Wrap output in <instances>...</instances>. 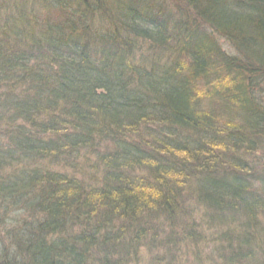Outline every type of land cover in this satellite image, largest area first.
I'll return each instance as SVG.
<instances>
[{
  "label": "trees",
  "instance_id": "obj_1",
  "mask_svg": "<svg viewBox=\"0 0 264 264\" xmlns=\"http://www.w3.org/2000/svg\"><path fill=\"white\" fill-rule=\"evenodd\" d=\"M262 136L264 0H0V264H264Z\"/></svg>",
  "mask_w": 264,
  "mask_h": 264
},
{
  "label": "rangeland",
  "instance_id": "obj_2",
  "mask_svg": "<svg viewBox=\"0 0 264 264\" xmlns=\"http://www.w3.org/2000/svg\"><path fill=\"white\" fill-rule=\"evenodd\" d=\"M172 5L173 7H175V9L178 8V6L174 4L173 2H172ZM221 41L223 43H226L224 39H222ZM248 150H249V153L245 155L244 159H247L248 161L251 160L250 164L253 165L254 170H255V171L252 170V172H255V173L260 172L261 174H264V144L259 143L253 146L252 148H249ZM236 154L239 155L238 153ZM80 165L85 166L84 161H81ZM0 178H3V177L0 175ZM257 187H260V185L257 184ZM182 222H183V219H181V223ZM262 222L264 224V218ZM205 232L209 234L208 230ZM214 236L215 234H213L212 240L215 238ZM146 242H147V245L143 246L141 250L140 249L138 250L137 256H132L130 260L128 259L130 261L129 264H163V262H165V264H207L208 262L211 263V260H213V257L209 255L211 253L210 251L213 249V245L215 244L212 243V241L208 237H206L205 243L203 244H200V243L199 244H191V243L186 244L185 243L184 244L185 248L183 246V249H181L180 251L181 253H178L177 255L175 254V252H172V254L168 252V254H166V258L164 257L162 263H160L159 261L161 260L163 254L166 253L167 248L165 249L163 247H160L159 244L161 243H156V245L155 244L152 245L153 247H156L153 249L151 247L150 241H146ZM216 244L222 245L224 244V242L221 240L220 242H217ZM157 246L159 247L157 248ZM171 250L173 251V248H171ZM173 255H175V258L171 259ZM222 258L221 256L217 257L215 262H213L212 264H221L220 262H222Z\"/></svg>",
  "mask_w": 264,
  "mask_h": 264
}]
</instances>
